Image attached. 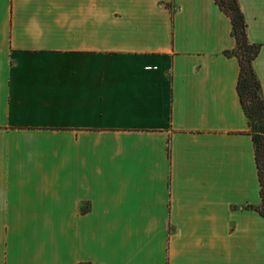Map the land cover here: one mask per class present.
Instances as JSON below:
<instances>
[{"label": "crops", "instance_id": "1", "mask_svg": "<svg viewBox=\"0 0 264 264\" xmlns=\"http://www.w3.org/2000/svg\"><path fill=\"white\" fill-rule=\"evenodd\" d=\"M234 45L215 0H0V264H264Z\"/></svg>", "mask_w": 264, "mask_h": 264}, {"label": "trees", "instance_id": "2", "mask_svg": "<svg viewBox=\"0 0 264 264\" xmlns=\"http://www.w3.org/2000/svg\"><path fill=\"white\" fill-rule=\"evenodd\" d=\"M215 1L229 16L231 33L235 37L234 47L224 52L228 55H235L239 61L237 90L252 133L260 181L261 199L254 207L264 215V98L261 93L260 80L252 65L260 43L248 38L246 19L238 0Z\"/></svg>", "mask_w": 264, "mask_h": 264}]
</instances>
